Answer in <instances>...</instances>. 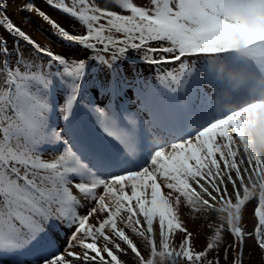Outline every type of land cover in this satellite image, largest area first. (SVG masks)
Returning a JSON list of instances; mask_svg holds the SVG:
<instances>
[{
    "label": "snow or ice",
    "instance_id": "obj_1",
    "mask_svg": "<svg viewBox=\"0 0 264 264\" xmlns=\"http://www.w3.org/2000/svg\"><path fill=\"white\" fill-rule=\"evenodd\" d=\"M43 2L74 23L35 0L19 10L81 55L41 45L0 0V264H245L250 244L264 261V158L232 124L251 106L220 110L209 68L243 47L264 74V31H237L241 0ZM218 203L240 218L197 251L181 206L195 218Z\"/></svg>",
    "mask_w": 264,
    "mask_h": 264
},
{
    "label": "rangeland",
    "instance_id": "obj_2",
    "mask_svg": "<svg viewBox=\"0 0 264 264\" xmlns=\"http://www.w3.org/2000/svg\"><path fill=\"white\" fill-rule=\"evenodd\" d=\"M8 3L7 14L12 20L20 25L26 32L30 33L35 40L41 45H45L51 41L52 50L62 52L65 55L79 56L81 53L71 48L64 42H61L52 34V29L43 23L34 13L20 11V6L25 0H6ZM141 3L144 0H140ZM38 7L48 12L54 18L58 19L65 27L73 24L74 21L69 20L65 16H61L58 12L49 8L43 0H35ZM242 17L241 27L237 30L242 37H245L244 26L251 24L252 15L258 13L264 15V0H241L237 5ZM209 68L220 83V91L217 96L218 108L225 111H237L245 105H249L250 110L236 117L232 121L234 129H240L239 139L235 142L237 148L242 150L250 158L260 160L264 158V154L258 151V140L264 136V74H258L252 71L245 62V53L242 47L241 51L232 53L231 56L211 57L209 58ZM54 99L62 102L63 94L59 87L53 89ZM219 103V102H221ZM229 191L231 187L229 186ZM189 209L181 206L180 216L187 229L193 233L194 243L199 244L205 240L204 234L208 230L210 224L218 220L214 213H202L198 219L190 217ZM250 215V213H249ZM232 222L234 219L232 218ZM248 223L247 216L244 220ZM197 230H200L197 232ZM134 239V237H133ZM223 246L220 250L223 256ZM127 261L131 262L127 259ZM251 264H264L261 253L258 248L250 244L245 249V262ZM133 264V263H131Z\"/></svg>",
    "mask_w": 264,
    "mask_h": 264
},
{
    "label": "trees",
    "instance_id": "obj_3",
    "mask_svg": "<svg viewBox=\"0 0 264 264\" xmlns=\"http://www.w3.org/2000/svg\"><path fill=\"white\" fill-rule=\"evenodd\" d=\"M217 211L215 212H210V211H205L206 213H214L216 214L218 220L212 224H210L212 227H215L221 223L227 225L229 223H236L239 218H240V213L237 212L236 208L234 205H231L230 203H218L217 204ZM194 216V214L190 215V217ZM232 218L234 219V222H232ZM196 219H198V216H196ZM209 225V226H210ZM208 230L205 231L204 237L205 240H203L201 243L196 244L194 243V247L197 251L202 250L203 247L205 246V244L207 243V237L211 234L209 227L207 226ZM158 231V229H157ZM200 230H197V232ZM131 235V233H129ZM183 234L177 232L176 236H175V243L174 246H178L181 239H182ZM134 240L137 242L138 246L141 247L142 251H144L146 253L147 249L144 248L143 242L139 240L138 237H134ZM194 242V240H193ZM259 250V249H258ZM122 259L125 261V264H134V260L131 258V255L129 254V256H122ZM130 260L131 262L127 261ZM245 264H251L250 262H245Z\"/></svg>",
    "mask_w": 264,
    "mask_h": 264
},
{
    "label": "clouds",
    "instance_id": "obj_4",
    "mask_svg": "<svg viewBox=\"0 0 264 264\" xmlns=\"http://www.w3.org/2000/svg\"><path fill=\"white\" fill-rule=\"evenodd\" d=\"M258 151L261 154H264V136H262L259 140H258Z\"/></svg>",
    "mask_w": 264,
    "mask_h": 264
}]
</instances>
